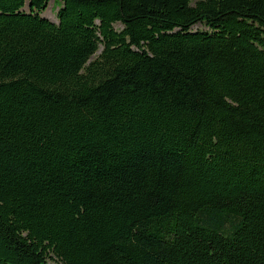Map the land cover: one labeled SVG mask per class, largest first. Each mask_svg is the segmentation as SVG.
<instances>
[{"label": "trees", "instance_id": "obj_1", "mask_svg": "<svg viewBox=\"0 0 264 264\" xmlns=\"http://www.w3.org/2000/svg\"><path fill=\"white\" fill-rule=\"evenodd\" d=\"M49 1L0 0V264H264V0Z\"/></svg>", "mask_w": 264, "mask_h": 264}, {"label": "rangeland", "instance_id": "obj_2", "mask_svg": "<svg viewBox=\"0 0 264 264\" xmlns=\"http://www.w3.org/2000/svg\"><path fill=\"white\" fill-rule=\"evenodd\" d=\"M197 1L199 0H192V4L194 5ZM60 6H61V1L50 0L49 3L47 4V7L41 12V14L58 22L57 13L59 11ZM115 27L120 30L123 28V25L121 23H116ZM205 28L206 26L203 24H197L196 26H194V29H205Z\"/></svg>", "mask_w": 264, "mask_h": 264}]
</instances>
